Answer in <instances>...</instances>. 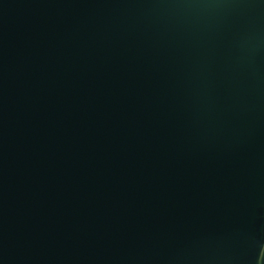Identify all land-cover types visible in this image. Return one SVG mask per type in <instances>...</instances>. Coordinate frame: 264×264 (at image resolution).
<instances>
[{
  "label": "water",
  "instance_id": "1",
  "mask_svg": "<svg viewBox=\"0 0 264 264\" xmlns=\"http://www.w3.org/2000/svg\"><path fill=\"white\" fill-rule=\"evenodd\" d=\"M0 264H264V0H0Z\"/></svg>",
  "mask_w": 264,
  "mask_h": 264
}]
</instances>
